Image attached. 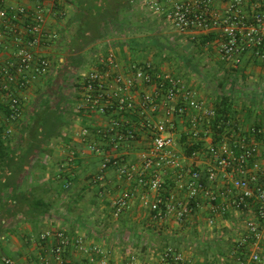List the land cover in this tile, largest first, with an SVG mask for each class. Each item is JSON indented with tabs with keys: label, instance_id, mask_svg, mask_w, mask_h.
Masks as SVG:
<instances>
[{
	"label": "built area",
	"instance_id": "obj_1",
	"mask_svg": "<svg viewBox=\"0 0 264 264\" xmlns=\"http://www.w3.org/2000/svg\"><path fill=\"white\" fill-rule=\"evenodd\" d=\"M129 3L142 4L177 34L217 33L218 53L236 71L249 51L264 63V0ZM46 24L41 7H9L0 0V99L8 109L0 137L6 144L20 141L17 126L29 124L23 93L38 78L56 74L54 60L44 48L58 43L60 36L48 31ZM118 69L113 53L100 55L96 66L82 72L69 90L68 107L99 121L83 127L78 137L90 153L102 154L100 179L113 169L124 182L144 189L141 204L155 223L175 221L194 223L202 230L236 231L239 238L232 243L229 261L264 264V154L255 138L256 134L264 138V131L254 127L249 135H241L229 118L222 126L215 125L222 117L215 106L197 99L180 80L156 73L149 64L131 66L130 75ZM190 147L194 149L187 154ZM68 154L70 161L75 159V151ZM134 196L128 189L112 202L116 217L131 207ZM40 240L52 259L43 258L38 264H67V248L92 264H109L106 250L63 230H44ZM158 262L194 264L190 255L174 246L166 247ZM0 264L31 263L0 258ZM124 264L138 262L130 256Z\"/></svg>",
	"mask_w": 264,
	"mask_h": 264
},
{
	"label": "crops",
	"instance_id": "obj_2",
	"mask_svg": "<svg viewBox=\"0 0 264 264\" xmlns=\"http://www.w3.org/2000/svg\"><path fill=\"white\" fill-rule=\"evenodd\" d=\"M3 1L9 7L24 6L28 9L41 7L47 15L46 29L60 36L58 43L44 48V53L54 60L56 74L49 79L38 78L23 93L25 117L28 118L29 124L22 127L17 126L16 135H20V141L6 144V146L12 150L26 152L30 147L26 129L33 124L35 117L43 112L59 113L60 130L59 136L42 146V148L44 147L43 151L39 148L36 149V152L29 156L26 163L21 165L22 172L17 176L15 194L19 199L25 197L27 200L21 201L17 209L13 210L12 207H9L5 211L0 225L1 231H3L0 236V258H9L15 263L27 262L31 264H38L43 258L51 261V256L44 251L38 240L41 233L48 229L66 231L74 239L85 238L89 245L106 250L109 264H124L126 258L130 256H134L138 264H145L144 260L134 253L122 254L117 249L119 246L135 247L134 236L136 234L156 232L160 237H167L171 234L189 240L191 237L189 233H194L197 239L202 240L204 232L208 234L211 232L212 234L209 236L212 239L217 232H231L232 230L228 229L202 231L194 223L193 225L175 221L169 224L168 222L155 223L150 211L141 204L140 197L146 191L136 184L124 182L113 169H108L104 174V179H100L101 159L95 157L96 154H90L79 141L80 130L89 123L94 124L99 121L95 117L87 118L84 115H79L73 111L72 107H68V104L72 103L69 90L77 77L82 72L93 69L96 66L97 57L106 55L108 52L113 53L119 63L117 71L126 75H130V67L137 64H149L156 73L168 74L148 62H135L130 50L133 48L138 51L136 44L133 43L134 39L130 41L125 39L130 33L137 32L148 22L155 24L160 20L142 4L131 5L132 14L128 15L129 21L139 19V24L133 26L132 23L124 31L117 30L113 35L96 42L81 53L77 60L78 64H75L76 59L71 58L66 40L71 34L68 27L76 14L75 0ZM171 32L177 34L174 31ZM177 35L191 40H195L194 38L197 36ZM202 36L211 37L210 42L217 45L216 54L220 62L216 61L217 63L212 66L217 70L218 75L223 77L218 82L220 91L213 99H205L196 89L192 90L193 85L187 84V87L192 90L197 99L213 106L221 103L222 88H224L228 96L229 119L237 123L240 129L239 134L247 136L250 134L251 128L254 127H259L264 131V63L255 60L249 51L243 59L240 70L236 71L220 57L217 33L200 35V37ZM1 59L5 61L7 54L3 53ZM176 79L186 84V81L183 82L178 77ZM223 82H225L224 86H222ZM196 88L199 86L196 85ZM0 105H6L4 99H0ZM47 107L48 110H46ZM4 118L2 117V120ZM260 146L262 154H264V138L260 141ZM69 150L76 152L75 159L72 161L68 159ZM128 189H132L135 194L131 207L116 217L112 202ZM12 193L11 189H5V200L12 198ZM154 197L155 194H149V198L154 199ZM40 206L42 207L40 208ZM231 233H236V237L239 238V233L236 231ZM205 238L207 240V237ZM184 241L185 239H183V243ZM187 242L190 243V241H185V243ZM208 245L212 246L209 243ZM166 247L168 244H165L163 250ZM179 249L181 248L179 247ZM163 250L159 251L157 255ZM157 255L155 261L156 264H159ZM203 255L204 253L195 257L194 262L203 264ZM66 257L69 259L68 261L77 264H92L90 259H86L75 251L69 250ZM217 257L216 255L215 259L212 258L214 263L225 264L223 256L222 258ZM146 262L148 263L149 260L147 259Z\"/></svg>",
	"mask_w": 264,
	"mask_h": 264
},
{
	"label": "rangeland",
	"instance_id": "obj_3",
	"mask_svg": "<svg viewBox=\"0 0 264 264\" xmlns=\"http://www.w3.org/2000/svg\"><path fill=\"white\" fill-rule=\"evenodd\" d=\"M131 22L133 26H136L140 20L133 19ZM145 26L137 30V32L130 33L125 38L128 41L134 39L133 43L137 46L138 51L133 48L130 49L134 61L148 62L160 71L173 77H178L183 82L186 81V87L187 84L193 85L192 90L196 89L202 98L213 99L216 93L220 91L218 82L223 78L218 75L217 70L212 66L214 63L220 62L216 54L217 45L211 42L202 43L200 35H197L194 38L195 40L180 37L177 34H173L161 21H157L155 24L148 22ZM163 46L166 48H163ZM196 85L199 88H196ZM187 88L190 89L189 87ZM85 148L90 152L88 146H85ZM96 155L95 157L102 158V154ZM231 232H217L214 234L213 239L210 237L211 232H209L210 236L207 232H204L202 240L199 238L198 240L194 233H189L191 237L187 240L181 236H172L171 234L167 237H160L156 232H146L142 235L136 234L134 236L135 247L119 246L117 249L122 254L134 253L141 260H144L143 263L145 264L147 259L149 264H156L155 256L159 251L163 250L165 244H168V246L180 247L190 255L194 262L195 257L204 253L209 243L212 245L208 248L209 256L214 259L216 255L218 256L217 258H222V253L232 247V243L237 238L236 233ZM205 237H207V240ZM183 239L190 241V243H185V241L183 243ZM157 256L159 257V255ZM194 263L196 264V261Z\"/></svg>",
	"mask_w": 264,
	"mask_h": 264
},
{
	"label": "trees",
	"instance_id": "obj_4",
	"mask_svg": "<svg viewBox=\"0 0 264 264\" xmlns=\"http://www.w3.org/2000/svg\"><path fill=\"white\" fill-rule=\"evenodd\" d=\"M76 14L71 21L68 31L71 33L69 38L67 37V46L71 54V58L77 60L80 55L88 47L92 46L96 42L106 39L108 36L113 35L117 30L124 31L127 26H131L132 22L129 21L128 15L132 14V6L129 0H75ZM130 27H128L129 29ZM131 29V28H130ZM212 40L211 37H201V42L206 44ZM165 48V46H163ZM77 54V55H75ZM222 83V86H224ZM221 103H218L215 107L217 112L222 115L215 120V125H223V122L229 118L227 109V91L222 88ZM48 110V107L47 109ZM0 133L4 126L2 117L8 115V109L6 105H0ZM59 113L43 112L35 117L32 125L27 127L28 131V145L30 147L26 152L12 150L6 146V143L0 137V225L3 221V217L6 209L9 207L13 210L17 209L21 204V201L27 200L25 197L18 198L15 194L17 176L22 172V164H25L29 156H31L36 149L42 150V146L48 144L54 137L59 136L60 130V117ZM260 129L259 127H255ZM219 134L223 132L220 127L217 129ZM222 137L218 135L217 138ZM256 140L261 141L262 135L256 134ZM41 146V148H40ZM194 148L190 147L186 153L190 154ZM43 151V150H42ZM12 190V198L5 200L4 190ZM23 203V202H22ZM43 204V202L41 201ZM45 206V205H44ZM42 206H40L41 208ZM46 207V206H45ZM46 210L48 211L47 207ZM9 215L7 218L9 219ZM5 221V219H4ZM0 228V236L3 233ZM70 237V233H67ZM40 244V237H38ZM230 248L225 253H222L225 264H232L228 259V253ZM69 253V248L66 249V255ZM203 264H216L214 259L209 256L208 248L204 252ZM69 260V259H68ZM67 260V264H77Z\"/></svg>",
	"mask_w": 264,
	"mask_h": 264
}]
</instances>
